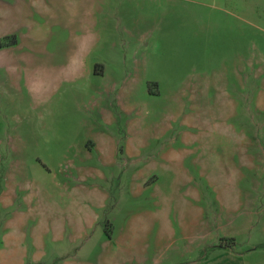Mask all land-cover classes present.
Listing matches in <instances>:
<instances>
[{
    "label": "rangeland",
    "instance_id": "1",
    "mask_svg": "<svg viewBox=\"0 0 264 264\" xmlns=\"http://www.w3.org/2000/svg\"><path fill=\"white\" fill-rule=\"evenodd\" d=\"M0 264H264V0H0Z\"/></svg>",
    "mask_w": 264,
    "mask_h": 264
},
{
    "label": "crops",
    "instance_id": "2",
    "mask_svg": "<svg viewBox=\"0 0 264 264\" xmlns=\"http://www.w3.org/2000/svg\"><path fill=\"white\" fill-rule=\"evenodd\" d=\"M221 238H223V237H221ZM223 247L226 249H231V247H228V246H223Z\"/></svg>",
    "mask_w": 264,
    "mask_h": 264
},
{
    "label": "trees",
    "instance_id": "3",
    "mask_svg": "<svg viewBox=\"0 0 264 264\" xmlns=\"http://www.w3.org/2000/svg\"><path fill=\"white\" fill-rule=\"evenodd\" d=\"M225 241H230V242H232V239H224Z\"/></svg>",
    "mask_w": 264,
    "mask_h": 264
}]
</instances>
